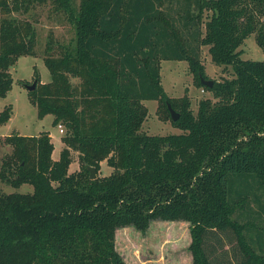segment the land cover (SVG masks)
I'll return each mask as SVG.
<instances>
[{
	"label": "trees",
	"instance_id": "16d2710c",
	"mask_svg": "<svg viewBox=\"0 0 264 264\" xmlns=\"http://www.w3.org/2000/svg\"><path fill=\"white\" fill-rule=\"evenodd\" d=\"M32 1L43 0H0V98L35 39L28 20L4 13ZM54 1L74 24V43L44 59L51 80L36 76L29 95L40 118L64 125V147L54 160L49 132L3 137L12 152L0 160V180L33 189L0 192V264H126L116 230L145 232L155 220L189 223L193 264H264V228L253 221L264 210V60L238 50L254 33L264 52V0H80L77 8ZM201 45L215 65L231 66V78L201 83ZM161 60L186 61L211 93L195 114L187 97L166 95ZM145 100L171 119L169 103L182 132L143 131ZM9 111H0V125ZM71 151L80 169L70 173ZM103 160L107 176L98 175Z\"/></svg>",
	"mask_w": 264,
	"mask_h": 264
},
{
	"label": "rangeland",
	"instance_id": "374dc122",
	"mask_svg": "<svg viewBox=\"0 0 264 264\" xmlns=\"http://www.w3.org/2000/svg\"><path fill=\"white\" fill-rule=\"evenodd\" d=\"M79 3L80 0H72L74 8H77ZM4 14L15 16L21 21L28 20L33 26L35 39L33 54L19 56L14 66L10 68L11 88L5 97L0 98V111L5 107L10 109L9 120L0 125V160L7 158L12 152V146L2 141L3 137L12 133L32 136L38 135L41 131L49 132L54 144L52 158L58 159L60 151L64 147L61 138L66 134V128L64 125H52L53 116L51 114L41 118L38 116L37 107L30 101L26 86L36 82L34 80L36 76L41 84L50 82V73L44 64V59L47 57L60 58L65 48H72L75 39L74 24L54 0L32 1L27 5V8L22 6L18 10ZM207 14L209 11L205 10L203 13L204 20L207 18ZM202 29L204 31V24ZM238 50H240L242 59L264 60V52L257 44L254 33L244 39ZM200 60L207 79L220 81L233 76L231 66L215 65L212 62L208 45H201ZM160 77L166 95L176 100L187 97L194 114L201 99L212 97L210 92L195 84L186 61L161 60ZM70 82L73 86L81 89L79 78H70ZM143 105L147 108V116L141 128L143 131L149 135H168L182 132L171 124V119L165 114L164 108L159 107L158 101L145 100ZM79 169L78 154L76 151H71V163L68 171L71 173ZM111 172L112 169L103 160L100 163L98 175L107 176ZM233 182L237 185L246 183L243 178H238ZM32 189L29 184H22L18 188H14L0 180V192L3 193H27L32 192ZM250 200L252 210L259 212V206L252 201L253 199ZM260 200L264 203V195H260ZM255 216L257 219L254 220L253 218V221L264 228V210L260 212V215L256 214ZM160 240L167 241L160 242ZM168 240H191L189 223L186 221L155 220L150 223L145 232H140L133 226H126L117 229L115 233L116 249L126 264H142L143 259L149 260L148 262H152L151 264L163 259L165 262L173 264V261L178 258V253L175 252L177 249ZM223 240H228V238L223 236Z\"/></svg>",
	"mask_w": 264,
	"mask_h": 264
},
{
	"label": "crops",
	"instance_id": "0c3cea01",
	"mask_svg": "<svg viewBox=\"0 0 264 264\" xmlns=\"http://www.w3.org/2000/svg\"><path fill=\"white\" fill-rule=\"evenodd\" d=\"M144 102V101H143ZM54 160H57V158H53ZM167 241V240H160V242ZM171 245L177 249L175 252L178 254V258L173 261V264H193L192 254L189 251L188 247L191 242V240H168ZM143 259V258H142ZM141 259V260H142ZM149 260L143 259L142 264H151L152 262H148ZM170 264L168 262H165L164 259L160 262H154V264Z\"/></svg>",
	"mask_w": 264,
	"mask_h": 264
},
{
	"label": "water",
	"instance_id": "95a60500",
	"mask_svg": "<svg viewBox=\"0 0 264 264\" xmlns=\"http://www.w3.org/2000/svg\"><path fill=\"white\" fill-rule=\"evenodd\" d=\"M200 81L203 85L207 86V87H211L213 85V80L211 79H205L202 76H200ZM36 87V82H33L31 85H27L26 88L29 92L33 91ZM168 110L170 112V116H171V120L176 121L179 118V113L176 112L168 103L167 104ZM88 169L90 171V178L93 179L95 178L96 174H95V170L94 167L88 166Z\"/></svg>",
	"mask_w": 264,
	"mask_h": 264
},
{
	"label": "built area",
	"instance_id": "2783aa9c",
	"mask_svg": "<svg viewBox=\"0 0 264 264\" xmlns=\"http://www.w3.org/2000/svg\"><path fill=\"white\" fill-rule=\"evenodd\" d=\"M203 91V90H202Z\"/></svg>",
	"mask_w": 264,
	"mask_h": 264
}]
</instances>
